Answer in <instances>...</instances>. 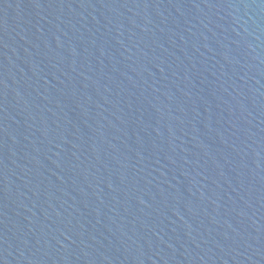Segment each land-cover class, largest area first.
I'll return each mask as SVG.
<instances>
[{
	"label": "water",
	"instance_id": "obj_1",
	"mask_svg": "<svg viewBox=\"0 0 264 264\" xmlns=\"http://www.w3.org/2000/svg\"><path fill=\"white\" fill-rule=\"evenodd\" d=\"M0 264H264V0H0Z\"/></svg>",
	"mask_w": 264,
	"mask_h": 264
}]
</instances>
